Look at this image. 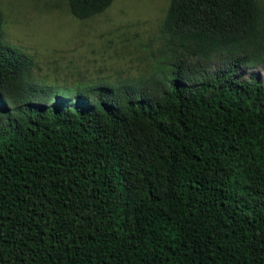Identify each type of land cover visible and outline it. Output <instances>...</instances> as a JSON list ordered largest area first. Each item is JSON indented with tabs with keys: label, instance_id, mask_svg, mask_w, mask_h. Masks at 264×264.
Masks as SVG:
<instances>
[{
	"label": "trees",
	"instance_id": "1",
	"mask_svg": "<svg viewBox=\"0 0 264 264\" xmlns=\"http://www.w3.org/2000/svg\"><path fill=\"white\" fill-rule=\"evenodd\" d=\"M1 27L0 264H264L260 0H169L140 83L38 84Z\"/></svg>",
	"mask_w": 264,
	"mask_h": 264
},
{
	"label": "rangeland",
	"instance_id": "2",
	"mask_svg": "<svg viewBox=\"0 0 264 264\" xmlns=\"http://www.w3.org/2000/svg\"><path fill=\"white\" fill-rule=\"evenodd\" d=\"M168 2L113 0L99 14L77 19L65 0H0L1 40L27 56L38 84L140 83L159 67Z\"/></svg>",
	"mask_w": 264,
	"mask_h": 264
}]
</instances>
